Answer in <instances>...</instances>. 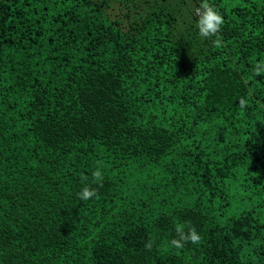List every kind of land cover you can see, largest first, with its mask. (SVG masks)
<instances>
[{
    "label": "trees",
    "instance_id": "1",
    "mask_svg": "<svg viewBox=\"0 0 264 264\" xmlns=\"http://www.w3.org/2000/svg\"><path fill=\"white\" fill-rule=\"evenodd\" d=\"M202 2L0 0V264H264V0Z\"/></svg>",
    "mask_w": 264,
    "mask_h": 264
},
{
    "label": "clouds",
    "instance_id": "2",
    "mask_svg": "<svg viewBox=\"0 0 264 264\" xmlns=\"http://www.w3.org/2000/svg\"><path fill=\"white\" fill-rule=\"evenodd\" d=\"M199 20H198V29L202 37H214L220 32V29L224 23L222 15L209 4L208 0H203L198 10ZM219 43L217 39L214 41ZM257 74H259V68H257ZM241 107H243V101H241ZM93 178L95 182L102 181L103 177L99 170L93 172ZM102 187V183L99 185ZM98 195V188H90L85 186L82 192L78 193V196L82 200H88L94 196ZM188 232L183 230V227H177L176 233L178 238H173L171 244L177 248H183L187 243L191 242L193 244L199 243L201 236L197 233V230L194 226H191V223L188 222ZM147 249H151V242L145 245Z\"/></svg>",
    "mask_w": 264,
    "mask_h": 264
}]
</instances>
